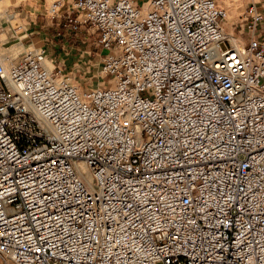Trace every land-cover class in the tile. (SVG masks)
Returning a JSON list of instances; mask_svg holds the SVG:
<instances>
[{
    "label": "built area",
    "instance_id": "obj_1",
    "mask_svg": "<svg viewBox=\"0 0 264 264\" xmlns=\"http://www.w3.org/2000/svg\"><path fill=\"white\" fill-rule=\"evenodd\" d=\"M46 17L56 40L96 36L111 84L81 89L49 42L0 54V259L264 264V8L239 42L215 0H54Z\"/></svg>",
    "mask_w": 264,
    "mask_h": 264
},
{
    "label": "rangeland",
    "instance_id": "obj_2",
    "mask_svg": "<svg viewBox=\"0 0 264 264\" xmlns=\"http://www.w3.org/2000/svg\"><path fill=\"white\" fill-rule=\"evenodd\" d=\"M47 1L51 4L54 0ZM215 1L228 12L226 27L237 36L236 27L251 0ZM260 1L264 4V0ZM33 9L31 0H0V54L9 52L20 56L50 41L48 62L53 61L57 71H62L61 75L72 79L81 89H96L111 84V78L102 72L101 67V54L107 51L96 47L95 35L88 42V33L78 30L71 32L73 37L70 39L68 36L65 42L68 32L64 30L61 31L62 38L52 39L57 33V22L46 16L36 18L33 14L37 11ZM0 264L5 263L0 259Z\"/></svg>",
    "mask_w": 264,
    "mask_h": 264
},
{
    "label": "crops",
    "instance_id": "obj_3",
    "mask_svg": "<svg viewBox=\"0 0 264 264\" xmlns=\"http://www.w3.org/2000/svg\"><path fill=\"white\" fill-rule=\"evenodd\" d=\"M253 1L260 4L264 8V4H262L260 0L259 1L251 0L249 4L252 3ZM31 4H32V7L34 8L33 11H37L33 14L36 18H38V16H46V8L49 6V3L47 0H31ZM58 30L59 28H56L55 32H58ZM55 34L53 35L52 39H54ZM47 42H50V41H47Z\"/></svg>",
    "mask_w": 264,
    "mask_h": 264
},
{
    "label": "bare ground",
    "instance_id": "obj_4",
    "mask_svg": "<svg viewBox=\"0 0 264 264\" xmlns=\"http://www.w3.org/2000/svg\"><path fill=\"white\" fill-rule=\"evenodd\" d=\"M227 35H228V37L231 40L236 41V42H239L232 31H229L228 30L227 31ZM49 66L53 69L55 67L54 62L53 61H49Z\"/></svg>",
    "mask_w": 264,
    "mask_h": 264
}]
</instances>
